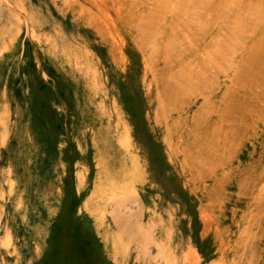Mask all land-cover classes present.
Wrapping results in <instances>:
<instances>
[{
	"label": "rangeland",
	"instance_id": "obj_1",
	"mask_svg": "<svg viewBox=\"0 0 264 264\" xmlns=\"http://www.w3.org/2000/svg\"><path fill=\"white\" fill-rule=\"evenodd\" d=\"M0 183V264H264V0H0Z\"/></svg>",
	"mask_w": 264,
	"mask_h": 264
},
{
	"label": "bare ground",
	"instance_id": "obj_2",
	"mask_svg": "<svg viewBox=\"0 0 264 264\" xmlns=\"http://www.w3.org/2000/svg\"><path fill=\"white\" fill-rule=\"evenodd\" d=\"M8 2V1H7ZM12 7V6H11ZM22 16V15H21ZM25 17V16H24ZM21 20V19H20ZM25 22H26V20H25ZM26 24V23H25ZM20 43V42H19ZM17 47V46H16ZM21 47V46H20ZM18 48V47H17ZM29 64V63H28ZM6 67V66H5ZM88 129V128H87ZM85 130V129H84ZM92 131V130H91ZM123 133V132H122ZM124 134V133H123ZM126 135V134H125ZM130 137V136H129ZM123 139H126V141L124 140L123 141ZM131 141V140H130ZM127 142V138H122L121 140H120V145L123 147V148H126V146H125V143ZM132 145V144H131ZM133 148V147H132ZM138 155V154H137ZM136 156V155H135ZM138 162V161H137ZM144 166V165H143ZM142 166V167H143ZM136 166L134 165V166H128V165H125V168H123V171L121 170L119 173H118V175L116 176V177H114V178H112V179H110L107 183H105V184H102L100 187H97L96 188V190L95 191H93V195L89 198V199H86L85 200V202H84V204H85V206L86 207H88V208H90V207H92V212H93V215H95V217H96V219H97V224L99 225V226H104L105 225V222H106V220H104V213H105V209L107 208L106 206H108V205H110L111 204V202H113V201H115L116 200V198H118V197H123L124 196V198H125V196H127L128 194L127 193H125V194H121V195H119V193H121V192H123V190L122 189H124V187L126 186V184H125V180H126V177H134V176H136V174H137V172H136ZM144 168V167H143ZM121 169V168H120ZM43 170V169H42ZM13 183V182H12ZM78 183H79V187L81 186V185H83V183H84V175H83V173L81 172V173H79V175H78ZM1 184V183H0ZM128 185V184H127ZM84 189V188H83ZM112 192H114V193H112ZM115 192H118V193H115ZM53 193V192H52ZM51 196V195H50ZM112 196L114 197V199H112ZM36 197H37V195H36ZM106 197H109V202L107 203V204H105V205H103V206H105V209L104 210H101V209H98L97 207H94L93 206V204H91V202L92 201H94V199H97V200H100V201H102V199L104 198V200L103 201H105L106 199ZM110 198H111V200H110ZM122 199V198H121ZM120 200V199H119ZM117 202V201H116ZM119 202H121V201H119ZM45 203V202H44ZM105 203H106V201H105ZM122 203V202H121ZM120 203V204H121ZM119 204V205H120ZM0 205H1V203H0ZM118 205V206H119ZM116 206H117V204H116ZM3 208V207H2ZM113 208V207H112ZM111 208V209H112ZM120 208V207H119ZM119 208L117 209V210H119ZM115 208L113 209V211H117ZM109 210V209H108ZM107 210V211H108ZM129 210V209H128ZM119 211H121L122 212V210H119ZM3 212V211H2ZM118 212V211H117ZM120 212V213H121ZM128 212V211H127ZM127 214V213H126ZM129 214V213H128ZM118 215V214H117ZM116 215V216H117ZM123 215V214H122ZM129 216V215H128ZM122 217V216H121ZM126 218H128V217H126ZM125 219V218H124ZM127 221V220H126ZM124 222H125V220H124ZM124 222H122V223H124ZM7 223V222H6ZM6 223H5V225H6ZM115 223V222H114ZM121 224V223H120ZM123 225V224H122ZM122 225H120L121 227H122ZM125 225V224H124ZM129 225V224H128ZM128 225H127V227H128ZM117 226V225H116ZM9 227V226H8ZM125 227V226H124ZM1 228V227H0ZM118 228L121 230V228L118 226ZM129 228V227H128ZM128 228H127V230H128ZM118 229V230H119ZM3 230V229H2ZM124 230V229H123ZM123 230H121V231H123ZM127 230H124V231H127ZM148 231V230H147ZM146 231V232H147ZM3 232V231H2ZM149 232V231H148ZM147 232V233H148ZM126 233V232H125ZM124 233V234H125ZM146 233V234H147ZM122 234H123V232H122ZM122 234L120 233V231L119 232H114V231H108L107 232V236L109 237V238H111V240L115 243V244H122L124 241H123V237H122ZM150 235H151V233H149ZM2 235V234H1ZM0 235V236H1ZM4 235V234H3ZM2 235V236H3ZM127 235H128V233H127ZM126 235V236H127ZM150 235H148V236H150ZM125 236V235H124ZM125 236V237H126ZM146 236V235H145ZM147 236V237H148ZM10 239H11V235L8 233L6 236H5V241L6 242H9L10 241ZM149 239H150V237H149ZM107 240V239H106ZM128 238H127V242H128ZM131 241V240H130ZM4 242V241H3ZM126 242V241H125ZM132 242V241H131ZM2 244V243H1ZM127 244V246H128V244L129 243H126ZM34 245H36V244H34ZM132 245V244H131ZM126 246V247H127ZM126 251V250H125ZM140 251V250H139ZM126 253V252H125ZM11 254V253H10ZM194 258V257H193ZM2 259V258H1ZM3 260V259H2ZM189 264V263H188Z\"/></svg>",
	"mask_w": 264,
	"mask_h": 264
}]
</instances>
